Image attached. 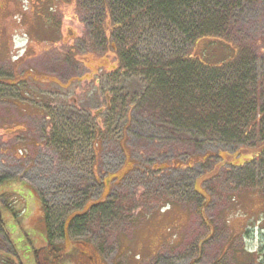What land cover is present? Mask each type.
I'll use <instances>...</instances> for the list:
<instances>
[{
  "label": "rangeland",
  "instance_id": "1",
  "mask_svg": "<svg viewBox=\"0 0 264 264\" xmlns=\"http://www.w3.org/2000/svg\"><path fill=\"white\" fill-rule=\"evenodd\" d=\"M77 12H83L77 0H0V82L12 86L0 85V264L6 258L35 264L32 250L46 247L40 197L59 219L68 190L80 180L90 186L87 205L116 192L133 198L132 209L105 223L94 220L79 237L68 233L66 221L63 237L56 235L53 242L60 264H264V159L250 161L257 159V150L207 144L196 157L180 156L174 165L182 170L159 173L155 169L168 167L163 159L154 155L156 163H149L140 151L151 147L144 125L149 121L132 111L133 121L121 132L105 133L99 124L104 133L94 142L97 184L79 161H63L46 144L47 113L69 110L73 99L87 115L100 110L103 76L118 68L109 47L90 51L94 40ZM262 12L247 8L237 29L252 33ZM74 46L86 52L76 57L84 66L79 71L63 59ZM236 55L232 44L213 37L197 40L191 51L192 58L210 67ZM144 178L148 182L142 187ZM190 179L206 199L202 216L188 188ZM167 199H182L189 208L163 207Z\"/></svg>",
  "mask_w": 264,
  "mask_h": 264
},
{
  "label": "trees",
  "instance_id": "2",
  "mask_svg": "<svg viewBox=\"0 0 264 264\" xmlns=\"http://www.w3.org/2000/svg\"><path fill=\"white\" fill-rule=\"evenodd\" d=\"M77 5L83 11L77 12V18L94 40L90 51L102 52L109 47L116 52L118 68L103 76L105 102L100 110L87 115L89 111L77 107L80 100L73 99L69 110L57 107L47 113L51 128L46 144L63 161H79L98 184L94 142L104 133L99 124L104 125L105 133L121 132L133 121L132 111L137 119L149 121L144 125L149 127L146 140L151 147L140 151L147 153L149 163L155 164L157 157L163 159L168 167L155 169L159 173L182 170L174 165L180 156L190 153L188 159L196 157L203 146L214 143L257 150V159L252 157L251 162L264 159V12L257 18L259 28L252 33L237 29L242 13L253 6L264 10V0H77ZM205 37L232 44L236 57L217 67L192 58V46ZM82 41L86 44V37ZM81 51L76 46L63 58L73 62L76 71L78 66L84 67L76 61L77 55L86 54ZM147 182L144 178L140 185L145 187ZM121 186L120 190L125 184ZM88 187H83L81 180L75 182L63 201L59 219H54L53 210L40 197L46 247L32 250L35 264L62 262L53 242L56 235L63 237L66 221L68 233L79 237L94 220L105 223L117 212L132 209L133 198L116 192L106 201L87 205L91 198L86 193ZM188 188L202 216L206 199L196 192L191 179ZM167 205L189 208L182 199H167L163 207ZM63 218L67 220L55 229V223ZM4 264L20 263L6 258Z\"/></svg>",
  "mask_w": 264,
  "mask_h": 264
},
{
  "label": "flooded vegetation",
  "instance_id": "3",
  "mask_svg": "<svg viewBox=\"0 0 264 264\" xmlns=\"http://www.w3.org/2000/svg\"><path fill=\"white\" fill-rule=\"evenodd\" d=\"M76 41H78V39L76 40ZM70 49H72V47H69ZM73 48H75V46L73 47ZM76 57H78V55L76 56ZM79 57H80V55H79ZM77 59V58H76ZM78 60V59H77ZM76 60V61H77ZM82 64V63H81ZM83 65V64H82ZM85 76V73H84V75L82 76V78ZM81 78V77H80Z\"/></svg>",
  "mask_w": 264,
  "mask_h": 264
},
{
  "label": "water",
  "instance_id": "4",
  "mask_svg": "<svg viewBox=\"0 0 264 264\" xmlns=\"http://www.w3.org/2000/svg\"><path fill=\"white\" fill-rule=\"evenodd\" d=\"M0 220H1V216H0Z\"/></svg>",
  "mask_w": 264,
  "mask_h": 264
}]
</instances>
